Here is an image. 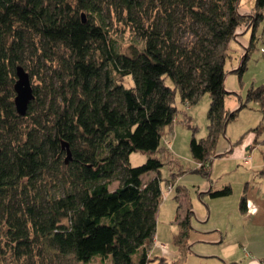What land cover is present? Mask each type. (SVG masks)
Returning <instances> with one entry per match:
<instances>
[{"label": "trees", "instance_id": "trees-1", "mask_svg": "<svg viewBox=\"0 0 264 264\" xmlns=\"http://www.w3.org/2000/svg\"><path fill=\"white\" fill-rule=\"evenodd\" d=\"M241 2L0 0V264L156 259L147 248L163 200L155 154L176 121V94L186 107L209 96L207 137L188 145L203 176L218 135L246 103L264 116V83L250 87L237 110L224 107L229 43L252 28L240 76L264 23V0L245 13ZM126 32L124 46L118 35ZM18 67L33 96L24 116L14 105ZM140 152L145 162L132 166L130 155ZM231 194L229 186L209 190L211 198ZM239 202L244 214L245 192ZM179 209L186 235L192 212L180 219ZM67 236L77 245L64 248Z\"/></svg>", "mask_w": 264, "mask_h": 264}, {"label": "rangeland", "instance_id": "rangeland-1", "mask_svg": "<svg viewBox=\"0 0 264 264\" xmlns=\"http://www.w3.org/2000/svg\"><path fill=\"white\" fill-rule=\"evenodd\" d=\"M254 1L242 0L239 12L252 9ZM263 24L260 23L254 32L256 41L249 52L247 69L240 76L235 70L245 49H248L252 28L229 43L230 58L224 67V90L231 94L223 101L226 111L237 110L241 103L246 102L249 88L264 83V55L260 52L264 48ZM129 38L127 32L122 37L118 35L124 46L129 43ZM165 82L172 86L168 79ZM208 101L209 96L205 93L194 106L186 107L180 104L179 94L175 96L176 121L165 130L167 134L162 136L155 154L163 163L158 171L163 183V200L155 216L154 244L147 247L149 257L156 259L148 264H160L161 258L163 264H224L223 255H231L238 264L251 259L264 264V130L258 132L264 127V116L254 102L246 103L237 117L228 122L224 134L218 135L214 156L211 154L210 157L211 164L206 166L208 176H203L197 171L199 165L191 158L188 145L192 136L197 139L207 137ZM243 156L247 157L246 162ZM145 160L146 155L141 152L129 157L132 166H139ZM152 176L153 173L144 176V181ZM116 186V183L112 184V188ZM224 186L230 187V196H209V190L217 191ZM244 192L247 199L258 205L255 216L248 217L239 211V200ZM178 205L180 219L186 216L188 207L192 212L186 235H179L180 227L175 216ZM60 239L64 248L77 245L70 236ZM69 260L59 262L70 264ZM97 262L94 260L93 264Z\"/></svg>", "mask_w": 264, "mask_h": 264}, {"label": "water", "instance_id": "water-1", "mask_svg": "<svg viewBox=\"0 0 264 264\" xmlns=\"http://www.w3.org/2000/svg\"><path fill=\"white\" fill-rule=\"evenodd\" d=\"M16 77L17 81L14 84L15 89V98L14 105L15 110L21 116H24L26 113L27 105L31 100H33L32 96V88L30 86V80L26 71H24L21 67L16 69Z\"/></svg>", "mask_w": 264, "mask_h": 264}, {"label": "crops", "instance_id": "crops-1", "mask_svg": "<svg viewBox=\"0 0 264 264\" xmlns=\"http://www.w3.org/2000/svg\"><path fill=\"white\" fill-rule=\"evenodd\" d=\"M243 158H244V156H243ZM244 162H246V161H244ZM246 201H247V210L244 213L248 217L255 216V214L258 213V205L255 202L251 201L250 199H247V197H246ZM222 257L225 258V261H223V263L229 262V263L238 264L237 262H235L236 261L235 259L231 258V255L230 256L229 255H223ZM232 260H234V261H232ZM245 264H259V263L256 262L254 259H251V260H247Z\"/></svg>", "mask_w": 264, "mask_h": 264}, {"label": "built area", "instance_id": "built-area-1", "mask_svg": "<svg viewBox=\"0 0 264 264\" xmlns=\"http://www.w3.org/2000/svg\"><path fill=\"white\" fill-rule=\"evenodd\" d=\"M264 53V52H263ZM162 249V248H161Z\"/></svg>", "mask_w": 264, "mask_h": 264}]
</instances>
